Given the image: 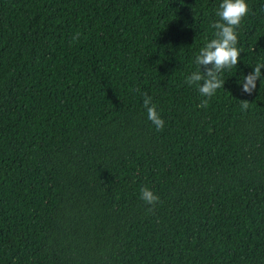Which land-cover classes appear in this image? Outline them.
I'll return each mask as SVG.
<instances>
[{
    "label": "trees",
    "instance_id": "obj_1",
    "mask_svg": "<svg viewBox=\"0 0 264 264\" xmlns=\"http://www.w3.org/2000/svg\"><path fill=\"white\" fill-rule=\"evenodd\" d=\"M221 2L0 0V264H264V0L186 82Z\"/></svg>",
    "mask_w": 264,
    "mask_h": 264
},
{
    "label": "clouds",
    "instance_id": "obj_2",
    "mask_svg": "<svg viewBox=\"0 0 264 264\" xmlns=\"http://www.w3.org/2000/svg\"><path fill=\"white\" fill-rule=\"evenodd\" d=\"M249 10L246 0H222L220 3L216 12L219 19L211 25L215 29V38L206 43L200 49L199 54L196 55L195 63L199 66V69L186 77V82L189 85L196 84L198 86V91L202 96L211 98L217 89L223 87L220 73L224 69H230L237 65L241 50L236 46L238 43L236 29ZM78 38L79 33L74 36V39ZM209 65L211 67H208ZM200 66L205 67L206 71L204 73L200 72ZM261 68H264V64L258 63L252 72L244 76L242 89L245 93H252L253 89L256 88V82L261 77ZM201 81L202 83H200ZM142 95L148 120L155 125L157 131H162L164 120L157 112L155 104L152 103V97L146 93ZM208 103L209 100L204 99L198 107L207 108ZM240 107L242 111L247 110L249 102L241 100ZM140 198L148 205H155L159 201V196L147 186L140 189Z\"/></svg>",
    "mask_w": 264,
    "mask_h": 264
}]
</instances>
